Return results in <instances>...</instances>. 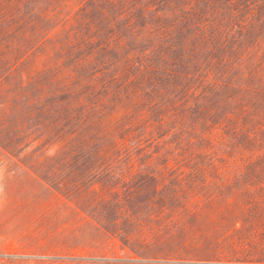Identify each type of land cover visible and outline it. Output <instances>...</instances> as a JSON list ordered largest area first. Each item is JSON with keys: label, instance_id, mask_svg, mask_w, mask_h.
Instances as JSON below:
<instances>
[{"label": "trees", "instance_id": "obj_1", "mask_svg": "<svg viewBox=\"0 0 264 264\" xmlns=\"http://www.w3.org/2000/svg\"><path fill=\"white\" fill-rule=\"evenodd\" d=\"M0 157L33 264H264V0H0Z\"/></svg>", "mask_w": 264, "mask_h": 264}, {"label": "rangeland", "instance_id": "obj_2", "mask_svg": "<svg viewBox=\"0 0 264 264\" xmlns=\"http://www.w3.org/2000/svg\"><path fill=\"white\" fill-rule=\"evenodd\" d=\"M38 192V183L16 162L0 157V252H9L17 256L7 264L34 262L33 257L27 252L21 253L17 239L27 228L28 211L31 212L38 204V200L34 198ZM106 252L120 256L130 255L127 250L120 248L118 243Z\"/></svg>", "mask_w": 264, "mask_h": 264}]
</instances>
